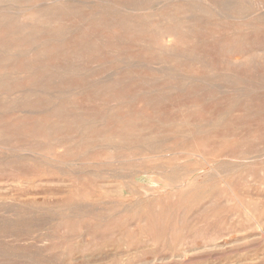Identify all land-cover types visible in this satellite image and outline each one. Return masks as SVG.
<instances>
[{
    "label": "rangeland",
    "instance_id": "rangeland-1",
    "mask_svg": "<svg viewBox=\"0 0 264 264\" xmlns=\"http://www.w3.org/2000/svg\"><path fill=\"white\" fill-rule=\"evenodd\" d=\"M0 264H264V0H0Z\"/></svg>",
    "mask_w": 264,
    "mask_h": 264
}]
</instances>
